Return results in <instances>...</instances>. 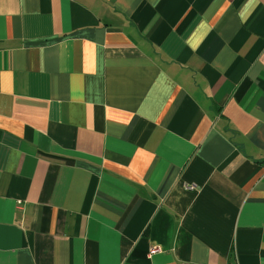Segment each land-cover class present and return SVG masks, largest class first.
Listing matches in <instances>:
<instances>
[{
	"label": "crops",
	"instance_id": "obj_1",
	"mask_svg": "<svg viewBox=\"0 0 264 264\" xmlns=\"http://www.w3.org/2000/svg\"><path fill=\"white\" fill-rule=\"evenodd\" d=\"M0 264H264V0H0Z\"/></svg>",
	"mask_w": 264,
	"mask_h": 264
},
{
	"label": "built area",
	"instance_id": "obj_2",
	"mask_svg": "<svg viewBox=\"0 0 264 264\" xmlns=\"http://www.w3.org/2000/svg\"><path fill=\"white\" fill-rule=\"evenodd\" d=\"M188 189H193V186H187Z\"/></svg>",
	"mask_w": 264,
	"mask_h": 264
}]
</instances>
